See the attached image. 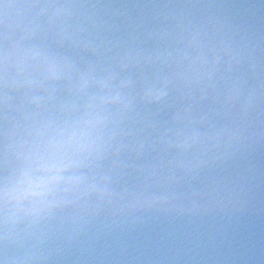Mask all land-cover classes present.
<instances>
[{
  "label": "clouds",
  "instance_id": "9594fccd",
  "mask_svg": "<svg viewBox=\"0 0 264 264\" xmlns=\"http://www.w3.org/2000/svg\"><path fill=\"white\" fill-rule=\"evenodd\" d=\"M0 264H264V0H0Z\"/></svg>",
  "mask_w": 264,
  "mask_h": 264
}]
</instances>
